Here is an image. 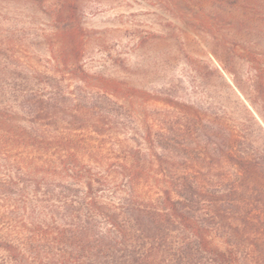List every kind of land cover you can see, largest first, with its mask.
Segmentation results:
<instances>
[{
	"label": "trees",
	"instance_id": "trees-1",
	"mask_svg": "<svg viewBox=\"0 0 264 264\" xmlns=\"http://www.w3.org/2000/svg\"><path fill=\"white\" fill-rule=\"evenodd\" d=\"M78 5L47 6L43 88L0 102V264H264V148L90 73Z\"/></svg>",
	"mask_w": 264,
	"mask_h": 264
},
{
	"label": "rangeland",
	"instance_id": "rangeland-1",
	"mask_svg": "<svg viewBox=\"0 0 264 264\" xmlns=\"http://www.w3.org/2000/svg\"><path fill=\"white\" fill-rule=\"evenodd\" d=\"M53 1L0 0V102L43 88L32 58L45 64L46 35L66 27L48 12ZM78 4L90 73L220 116L264 148V0Z\"/></svg>",
	"mask_w": 264,
	"mask_h": 264
}]
</instances>
